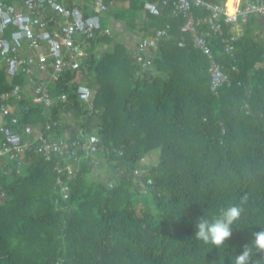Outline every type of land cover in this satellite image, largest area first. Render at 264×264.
Returning <instances> with one entry per match:
<instances>
[{"label":"trees","instance_id":"obj_1","mask_svg":"<svg viewBox=\"0 0 264 264\" xmlns=\"http://www.w3.org/2000/svg\"><path fill=\"white\" fill-rule=\"evenodd\" d=\"M118 1L127 6L114 16L134 26L147 0ZM251 20L237 42L239 70L232 76L240 84L224 85L218 95L209 89L208 56L179 30L182 20L169 7L142 21L147 30L171 26L150 76L122 41L92 53L114 34L92 39L87 66L78 70L94 89L85 127L100 135V165L115 167L102 182L91 173L93 163L82 164L64 199L51 164L33 149L20 165L0 157V264H235L264 229V40ZM181 36L184 47L176 44ZM210 45L227 68L230 58L220 54L217 39ZM24 82L23 75L9 79L0 69V94ZM50 89L59 92L56 84ZM29 99L8 103L20 106L24 124L41 126L48 111ZM57 112L53 108L51 117ZM151 153L155 161L141 162ZM135 167L142 171L134 176ZM120 168L126 174L118 179ZM244 195V212L224 245L195 238L200 216L217 215ZM251 264H264V252L254 250Z\"/></svg>","mask_w":264,"mask_h":264},{"label":"built area","instance_id":"obj_2","mask_svg":"<svg viewBox=\"0 0 264 264\" xmlns=\"http://www.w3.org/2000/svg\"><path fill=\"white\" fill-rule=\"evenodd\" d=\"M19 2L0 0V69L9 79L23 74L36 76L30 103L41 104L51 112L58 108L59 117L55 119L48 114L40 127L24 124L20 120V106L8 103L11 97L19 100L25 96L23 85L15 84L0 94V157L9 156L20 165L27 151L33 149L51 164L55 182L66 199L70 193L68 181L76 176L81 165H100L95 157L102 149L100 135L96 129L89 131L85 127V118L93 108L94 89L78 70L87 66L89 45L97 31L101 30V35L110 31L103 28L100 19L108 4L104 0H92L87 4L91 12L83 14L72 0ZM78 4L82 6V2ZM168 7L172 16L182 20L179 30L190 37L194 48L208 56L210 91L218 95L224 85L233 82L239 85L240 81L232 76V72L239 70L237 42L251 18L253 33L264 40V0L242 3L232 0L230 4L225 0H147L142 10L161 15ZM170 28L167 23L152 28L149 34L141 33L134 55L143 70L151 68L156 46L160 39L169 36ZM211 38L219 42L220 54L230 58L227 68L214 56ZM176 41L179 47L187 44L183 36ZM55 84L59 87L56 94L50 89ZM64 86L69 87L70 96ZM141 171L140 167L133 169L135 175ZM114 180L115 177H110L106 184L112 187Z\"/></svg>","mask_w":264,"mask_h":264},{"label":"clouds","instance_id":"obj_3","mask_svg":"<svg viewBox=\"0 0 264 264\" xmlns=\"http://www.w3.org/2000/svg\"><path fill=\"white\" fill-rule=\"evenodd\" d=\"M247 195L240 198L238 204H229L220 210L217 215L206 217L200 216L196 221L194 236L205 244H212L217 248L225 244L232 235V226L240 220L244 212L243 205L247 202ZM254 250L264 252V229L253 234L249 244L243 246L239 255L235 256V264H251Z\"/></svg>","mask_w":264,"mask_h":264},{"label":"crops","instance_id":"obj_4","mask_svg":"<svg viewBox=\"0 0 264 264\" xmlns=\"http://www.w3.org/2000/svg\"><path fill=\"white\" fill-rule=\"evenodd\" d=\"M5 1H7L9 3L10 2H14L15 4H19L20 3L19 0H5ZM90 1L91 0H88L87 3H85L83 0H80V1H77V2L78 3L82 2V8H83V11H84L85 7H83V6L85 4L87 5ZM211 1H213V0H211ZM218 1H223V0H218ZM230 1H232V0H229V2ZM106 3L108 4V9L106 11L102 12L100 19H101L102 23L105 26H108L109 28H111L113 26V29L121 30L122 33H121L120 36H122V37H119V36H118V38L115 37L114 41L111 44L100 43L97 46H93L94 49L91 50L92 53H95V55L99 54V53L103 52L104 50L111 48L113 43L118 41V40L122 41L125 44V46H127V48H129L130 51H133L134 48L136 47V44H137L138 40L140 39L141 33L142 32L143 33L144 32H148L149 29H150V28L148 30L144 29L143 28V22H142V21L147 19V15L148 14L146 12H144L142 9L140 11H138L137 17L135 19V24H134V26L130 27L126 23V21L121 20V19H119V18L114 16V14L117 11H119V10L123 9L124 7H126L127 3L123 2V1H118V0L117 1L110 0V1H108ZM229 7H232V5H230ZM90 12H91L90 11V7L87 5V13L86 14H89ZM127 27H129V28H127ZM90 49H92L91 43L89 45V52H90ZM27 83L28 82H24L23 85L25 87H27V88H30ZM24 97H26V98H30L31 97V94H30L29 90L26 92ZM46 111H48L46 113V118H47L48 114H51V110L46 109Z\"/></svg>","mask_w":264,"mask_h":264},{"label":"rangeland","instance_id":"obj_5","mask_svg":"<svg viewBox=\"0 0 264 264\" xmlns=\"http://www.w3.org/2000/svg\"><path fill=\"white\" fill-rule=\"evenodd\" d=\"M92 1V0H91ZM225 1H229V0H225ZM73 3L74 4H76L78 7H79V9L81 10V12L84 14V11H83V8H82V6H80L79 4H78V2H76L75 0H73ZM147 14H151L150 12H146ZM151 15H153V14H151ZM67 21V20H66ZM71 21V18H69L68 19V22H70ZM101 23H102V21H101ZM102 25H103V28L104 27H107V28H109L108 26H105L103 23H102ZM127 28H129V27H127ZM109 33H104V35H112V34H114L115 35V37H117L118 38V36L119 37H122V36H120L121 35V33H122V31L121 30H119V29H113V26L111 27V28H109ZM152 30V27L149 29V31H151ZM100 34H103V33H101V30L100 31H97V33H96V35H100ZM134 38V37H133ZM162 40H166V38H162V39H160L159 40V42H158V44L162 41ZM139 41V40H138ZM138 43V42H137ZM158 44H157V46H158ZM176 44H177V41H176ZM137 45V44H136ZM157 46H156V48H157ZM178 46V45H177ZM186 46V45H185ZM134 50H135V48H134ZM134 50L132 51L133 52V54H134ZM136 57V56H135ZM136 59H137V57H136ZM88 60H89V58H88ZM147 69V68H146ZM23 77H24V79H25V82H28L27 84L29 85V87L30 88H27V87H25L23 84V87H24V91H23V95H25L26 94V92L29 90V91H31L32 89H34L35 88V86H36V84H35V80L37 79V77L36 76H34V77H30V76H28V75H26V74H23ZM91 87V86H90ZM93 89V88H92ZM157 159V155H156V153H151V154H148L145 158H143V161H146V162H148V163H150V162H152V161H155ZM111 167H115L114 165H97V166H94V168H93V170L91 171V173L95 176V179H99V180H101L102 182L104 181V178L106 177V175H105V171H107L108 169H112ZM78 172V171H77ZM116 173H117V176H118V179L121 177V174L120 173H124V174H126V171L123 169V168H120V169H117L116 170ZM77 174V173H76ZM109 174H111V172L109 173ZM116 175V174H115ZM115 175H110V177H115ZM133 175L135 176V174L133 173ZM105 182V181H104Z\"/></svg>","mask_w":264,"mask_h":264},{"label":"water","instance_id":"obj_6","mask_svg":"<svg viewBox=\"0 0 264 264\" xmlns=\"http://www.w3.org/2000/svg\"><path fill=\"white\" fill-rule=\"evenodd\" d=\"M153 71H154L153 68H147V69H145V72L149 74L148 76H150V74H152Z\"/></svg>","mask_w":264,"mask_h":264},{"label":"bare ground","instance_id":"obj_7","mask_svg":"<svg viewBox=\"0 0 264 264\" xmlns=\"http://www.w3.org/2000/svg\"><path fill=\"white\" fill-rule=\"evenodd\" d=\"M229 4H230V2H229Z\"/></svg>","mask_w":264,"mask_h":264}]
</instances>
